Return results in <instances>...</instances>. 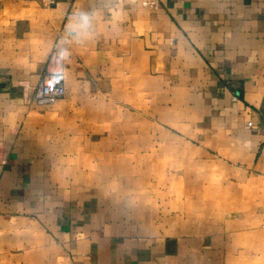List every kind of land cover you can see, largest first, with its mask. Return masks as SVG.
<instances>
[{
	"label": "crops",
	"instance_id": "1",
	"mask_svg": "<svg viewBox=\"0 0 264 264\" xmlns=\"http://www.w3.org/2000/svg\"><path fill=\"white\" fill-rule=\"evenodd\" d=\"M142 1L0 0V264L264 256V0Z\"/></svg>",
	"mask_w": 264,
	"mask_h": 264
},
{
	"label": "built area",
	"instance_id": "2",
	"mask_svg": "<svg viewBox=\"0 0 264 264\" xmlns=\"http://www.w3.org/2000/svg\"><path fill=\"white\" fill-rule=\"evenodd\" d=\"M62 0H42L47 7L55 6ZM142 5L146 8H159V0H143ZM66 94L64 73H52L50 83L44 82L35 92V99L39 104L51 105ZM234 100H237L235 97Z\"/></svg>",
	"mask_w": 264,
	"mask_h": 264
},
{
	"label": "rangeland",
	"instance_id": "3",
	"mask_svg": "<svg viewBox=\"0 0 264 264\" xmlns=\"http://www.w3.org/2000/svg\"><path fill=\"white\" fill-rule=\"evenodd\" d=\"M263 249H264V248H263ZM252 250H253V251H252V254H253V255H255V254L260 255L259 252H258V250H256V252H255L254 248H253ZM262 252H264V250H263ZM261 256H262V255H261ZM240 260H241V259H240ZM237 264H264V256H262L261 259H258L257 262L250 258L249 262H246V261H245V262H239V263H237Z\"/></svg>",
	"mask_w": 264,
	"mask_h": 264
}]
</instances>
